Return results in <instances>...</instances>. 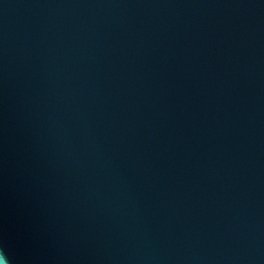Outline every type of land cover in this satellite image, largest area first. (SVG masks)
<instances>
[{
  "label": "water",
  "instance_id": "water-1",
  "mask_svg": "<svg viewBox=\"0 0 264 264\" xmlns=\"http://www.w3.org/2000/svg\"><path fill=\"white\" fill-rule=\"evenodd\" d=\"M264 264V0H0V264Z\"/></svg>",
  "mask_w": 264,
  "mask_h": 264
},
{
  "label": "clouds",
  "instance_id": "clouds-1",
  "mask_svg": "<svg viewBox=\"0 0 264 264\" xmlns=\"http://www.w3.org/2000/svg\"><path fill=\"white\" fill-rule=\"evenodd\" d=\"M4 264H7L6 260H5Z\"/></svg>",
  "mask_w": 264,
  "mask_h": 264
}]
</instances>
